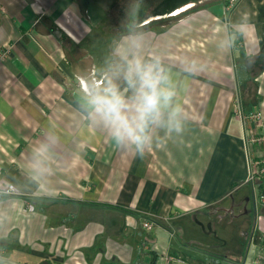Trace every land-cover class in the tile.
Instances as JSON below:
<instances>
[{
	"label": "crops",
	"instance_id": "1",
	"mask_svg": "<svg viewBox=\"0 0 264 264\" xmlns=\"http://www.w3.org/2000/svg\"><path fill=\"white\" fill-rule=\"evenodd\" d=\"M208 1L98 41L80 0H0V186L18 190L0 192V264H264V145L234 111L264 131V0ZM137 61L164 70L181 125L149 123L142 156L71 81L92 90L93 62L131 103Z\"/></svg>",
	"mask_w": 264,
	"mask_h": 264
},
{
	"label": "clouds",
	"instance_id": "2",
	"mask_svg": "<svg viewBox=\"0 0 264 264\" xmlns=\"http://www.w3.org/2000/svg\"><path fill=\"white\" fill-rule=\"evenodd\" d=\"M125 79L132 90L130 101L121 95L115 86L95 93L90 97L94 113L112 130L117 144L126 140L142 148L149 137L145 130L149 123H155L167 110L169 122L179 132V107H172L174 93L164 74V70L157 63H141L137 61L127 72ZM129 111L134 115L129 116Z\"/></svg>",
	"mask_w": 264,
	"mask_h": 264
},
{
	"label": "rangeland",
	"instance_id": "3",
	"mask_svg": "<svg viewBox=\"0 0 264 264\" xmlns=\"http://www.w3.org/2000/svg\"><path fill=\"white\" fill-rule=\"evenodd\" d=\"M80 1V6L83 10H85L83 14L87 24H83V26L86 28V30H88L89 28H93V25H96L97 29L95 30V32L97 33V37H100L98 41H102L101 38L108 35L116 36L118 34L126 33L132 30L141 31L142 29H145L149 26L154 27L158 25V23L164 22L166 19L171 18L164 16L168 15L169 13L172 15V13L174 12H180L179 10L185 7H189L187 6L188 4H192V2H197L198 0H175L174 2L171 1L169 4L165 5L158 4L157 0ZM159 16H161V18ZM158 17L160 19H155ZM135 22H140L138 24L139 26L135 25ZM108 45L110 44L106 42L105 46L101 47V49L107 48ZM101 49H99V52H104V50ZM107 52H109V49L107 50ZM87 65L88 68L90 67V69H88V71H90V74H87L85 79H87L88 82H91V84L93 85V89L99 87L101 88V91H103L109 88V86L106 85V80L108 81L110 79V74H107V72H105L101 75H95V64L93 62H90L89 64L87 63ZM73 80L79 83L81 87L83 86V81L81 82L79 76H77L76 74L71 77V81ZM93 89L90 90L87 89V87H84L85 92L91 95L94 94Z\"/></svg>",
	"mask_w": 264,
	"mask_h": 264
},
{
	"label": "built area",
	"instance_id": "4",
	"mask_svg": "<svg viewBox=\"0 0 264 264\" xmlns=\"http://www.w3.org/2000/svg\"><path fill=\"white\" fill-rule=\"evenodd\" d=\"M208 0H198L197 2H193L192 4H200L204 3ZM237 0H226V7L231 8ZM7 55V51L4 50L0 52V64L5 60ZM83 88V86H82ZM235 114L238 116L239 119L245 121L247 119H250L253 121V126L251 127L250 131L246 134V143L249 145L254 144H261L264 145V131H257L256 128H258L261 125V113L257 111H250L247 113L242 112L241 108L236 106L235 107ZM250 174L247 178L248 182L254 183L256 178H259L260 176L264 175V157H260L257 160H250ZM0 192L4 195H13L17 194L18 190L13 185H2L0 186ZM262 199H264V196H260ZM28 209L31 211L33 209L32 206H29ZM143 226L147 229H150L152 227V223L150 222H144ZM167 260L170 263L173 264H187L183 259L174 257V256H168Z\"/></svg>",
	"mask_w": 264,
	"mask_h": 264
},
{
	"label": "flooded vegetation",
	"instance_id": "5",
	"mask_svg": "<svg viewBox=\"0 0 264 264\" xmlns=\"http://www.w3.org/2000/svg\"><path fill=\"white\" fill-rule=\"evenodd\" d=\"M171 1L174 2L175 0H157V3L160 4V5H161V4H162V5H165V4H169ZM173 2H172V3H173ZM192 3H193V2H192ZM190 4H191V3H190ZM188 5H189V4H188ZM196 5H197V3L193 4V6H196ZM193 6H192V7H193ZM192 7H191V8H192ZM169 15H170V13H169ZM169 15H168V16H169ZM159 17L161 18V16H159ZM160 18H155V19H160Z\"/></svg>",
	"mask_w": 264,
	"mask_h": 264
},
{
	"label": "bare ground",
	"instance_id": "6",
	"mask_svg": "<svg viewBox=\"0 0 264 264\" xmlns=\"http://www.w3.org/2000/svg\"><path fill=\"white\" fill-rule=\"evenodd\" d=\"M191 5H193V4H189V5H187V6H191ZM83 84V83H82ZM85 87V85L83 84V88ZM86 88V87H85Z\"/></svg>",
	"mask_w": 264,
	"mask_h": 264
}]
</instances>
